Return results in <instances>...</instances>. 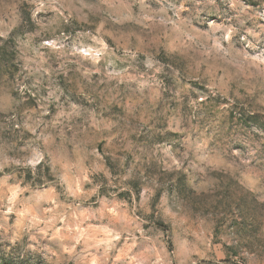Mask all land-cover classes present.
Masks as SVG:
<instances>
[{
    "label": "rangeland",
    "instance_id": "374dc122",
    "mask_svg": "<svg viewBox=\"0 0 264 264\" xmlns=\"http://www.w3.org/2000/svg\"><path fill=\"white\" fill-rule=\"evenodd\" d=\"M0 264H264V0H0Z\"/></svg>",
    "mask_w": 264,
    "mask_h": 264
}]
</instances>
